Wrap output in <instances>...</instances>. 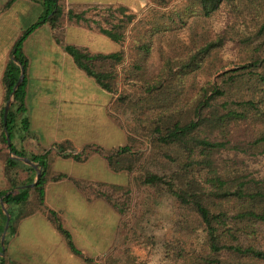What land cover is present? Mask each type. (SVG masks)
Here are the masks:
<instances>
[{
	"label": "trees",
	"instance_id": "trees-1",
	"mask_svg": "<svg viewBox=\"0 0 264 264\" xmlns=\"http://www.w3.org/2000/svg\"><path fill=\"white\" fill-rule=\"evenodd\" d=\"M37 1L43 12L15 41L14 58L3 72L4 102L10 98L20 65L25 66L22 43L34 29L48 23L58 30L64 23L88 21L85 10L64 11L58 0ZM150 1L165 9H152L147 20L148 32L143 35L146 41L134 39L138 55L126 69L124 78L140 92L136 99L121 95L119 100H128V107L133 109L135 124L130 132L149 138L152 150L159 151L164 162L156 161L158 170L141 168L135 181L147 188L162 189L181 208L184 235L192 236L195 243L191 251L179 252L180 264H264V176H256L250 168V162L264 158V0ZM172 2L175 4L170 6ZM222 12L227 20L215 26L216 17ZM107 16L105 22L110 27L98 25L96 30L118 45L123 44L134 15L126 13L124 6H118ZM181 33L189 35L187 43L181 42ZM154 40L164 42L166 48H159L158 73L146 76L142 73V62L150 55ZM229 43L238 49L241 60L234 68L215 75L224 69L216 54ZM66 50L100 87L112 95L116 93L117 66L126 61L122 48L110 54H90L71 45ZM200 75L205 80H197ZM24 87L23 79L13 94L5 129L11 142L10 153L30 159L42 174L33 187L17 188L32 183L36 172L5 153L4 175L8 187L0 189V206L10 215L5 246L14 219L28 215L23 214L22 208L30 194L34 195L37 206L43 205L47 182V154H29L12 143L17 126L15 116L25 113ZM116 103L114 99V112ZM2 116L3 106L0 142L8 149ZM20 129L28 134L26 117L21 119ZM56 147L63 156L71 155L64 152L63 145ZM82 156L83 153L72 155L76 160ZM105 156L112 170L127 172L133 171L141 158L130 144ZM18 169L31 171L33 175L18 182ZM62 177L57 175L52 180ZM9 190L13 191L7 194ZM48 216L64 236L70 251L80 255L56 212L48 210ZM5 221L6 214L0 209V236ZM105 264L144 263L124 251L122 257H109Z\"/></svg>",
	"mask_w": 264,
	"mask_h": 264
},
{
	"label": "crops",
	"instance_id": "crops-1",
	"mask_svg": "<svg viewBox=\"0 0 264 264\" xmlns=\"http://www.w3.org/2000/svg\"><path fill=\"white\" fill-rule=\"evenodd\" d=\"M63 1L66 0H58L60 4ZM42 12L43 7L37 0H0V25L10 31L6 35V47L0 52V108L5 98L2 76L8 61L14 58V43L25 29L38 21ZM31 15L34 18L29 21L27 18ZM70 45L90 54L117 51L116 42L74 22L64 23L58 30H53L48 23L41 24L23 41L25 113L15 116L17 126L12 143L29 154H47V182L43 205L37 206L34 195L30 194L28 203L22 208L23 214L28 215L14 219L13 231L7 236L4 253L0 255L1 264H82L85 259L100 255L102 207L107 218H116V211L109 210L107 196H102L97 187L100 182L98 167L116 177L106 158L98 153L82 156L81 160L72 157L82 150L83 145H76L80 142L76 136L80 126H86L88 134L95 135L98 142L100 129L105 127V133L108 132L105 141L110 142V110L114 99L111 100V93L78 67L66 50ZM87 90V96L84 94L81 98V93ZM82 105L90 108L84 107L81 113ZM23 117L28 120L27 135L20 129ZM57 145H63L64 152L71 155L63 156ZM3 149L0 142V189L8 185ZM32 175L33 172L26 171L24 177ZM57 175L63 177L52 180ZM0 209L3 211L2 206ZM48 210L56 212L80 255L70 251L64 236L49 218Z\"/></svg>",
	"mask_w": 264,
	"mask_h": 264
},
{
	"label": "rangeland",
	"instance_id": "rangeland-1",
	"mask_svg": "<svg viewBox=\"0 0 264 264\" xmlns=\"http://www.w3.org/2000/svg\"><path fill=\"white\" fill-rule=\"evenodd\" d=\"M173 4L175 2H172L170 6ZM62 5L64 11L70 8L77 13L85 10L84 16L88 21L85 23L80 22V24L91 30H96L98 25L110 27L105 20L111 10H114L118 6H124L126 13L134 15L133 22L128 27L123 44L116 45L117 50L122 48L125 51L126 61L117 66V89L115 94H111V100L115 99L117 101L115 112L112 108L113 102H111V140L110 142L105 141V136L106 139L108 136V132L105 133V127L100 129L101 136L100 142H98V138L95 135L88 134L86 126H80L76 131V136H79L80 142L76 145H83L81 150L83 156L98 153L106 158L107 152L130 144L133 146V150L140 154L141 158L136 168L131 172L114 171L110 168L112 172H116V177H114L113 173L107 175L98 167V170H100L99 177L97 176L100 180L97 185L99 193L102 196H107V202L110 205L109 210L114 209L116 211V218L114 219L112 216H110V219L107 218L102 207V247L100 255L95 258L85 259V263L83 262L82 264H105L109 257H122L124 251H127L130 256L135 257L138 262L144 264H180L181 258L179 254L182 251L183 253L184 251H191L195 241L192 236L184 235L181 223L182 211L176 201L162 189L147 188L135 181V178L141 173V168L158 170L160 167L156 161L164 162V159L161 157L162 155H160L159 151L152 150L149 138L136 136L130 132V129L135 124L133 120L134 116L131 114L133 109L128 107V100L124 102L119 100L121 95H127L132 100L137 98L140 91L132 88L124 79L126 69L130 67L131 61L135 60L138 55L137 50L134 49L136 44L134 39L141 38L146 41L147 39H144L143 35H146L148 32L149 25L147 24V20L153 13L152 9L163 10L165 8L157 6L150 0H66L63 1ZM114 14L118 16L115 11ZM33 18L34 15H31L27 19L32 21ZM110 20L115 21V19L111 18ZM225 20H227V15L225 12H222V14L216 17L214 24L215 26H220ZM2 28L4 27L0 25V52L5 49L6 35L10 33V31L8 32ZM180 39L182 40L181 42L187 43L189 35L181 33ZM159 48L162 50L166 48L165 43L154 40L150 55L142 62V73L144 72L146 76L157 74L161 67ZM216 55V60L224 64V69L218 71L215 75L222 73L224 70L234 68L241 60L238 49L231 43L221 48ZM217 64L218 66L220 65L219 63ZM134 73L138 72L134 71ZM196 79L205 80V76L200 75ZM88 92L89 90L82 92L81 98ZM92 98L94 99V96ZM97 100H93V102ZM4 104L5 102H3L2 106ZM84 107L85 109L90 108L83 105L80 106L79 110L81 113H83ZM97 108L100 109V106L97 105ZM74 131L75 129L72 130V132ZM93 132L94 134L97 132L95 127ZM97 148L100 151L96 152ZM3 150L4 155L5 153L10 154L7 148L4 147ZM151 160L155 162L152 164V162L150 163ZM250 163H252L250 168L256 176H264V158H259L255 162ZM25 172L18 169V182L26 180L24 177ZM84 187L87 189L86 185Z\"/></svg>",
	"mask_w": 264,
	"mask_h": 264
},
{
	"label": "water",
	"instance_id": "water-1",
	"mask_svg": "<svg viewBox=\"0 0 264 264\" xmlns=\"http://www.w3.org/2000/svg\"><path fill=\"white\" fill-rule=\"evenodd\" d=\"M24 73H25L24 66L20 65V73H19L18 79H17V81L15 82V84L13 86V89H12L11 94H10V98L5 102V104L3 106L2 119H3L4 129H5V125H6L7 113H8V110H9L10 105H11L12 100H13V94H14L15 90L17 89V87L22 82V80L24 78ZM5 138H6L8 151L10 153L11 152V142H10V138H9V135H8L6 129H5ZM10 156H13V157L17 158L18 160L22 161L23 163L33 167L35 169V172H36L35 180L32 183H29V184H26V185H20L17 188H25V187L31 188V187H33L38 182L39 178L41 177L42 173H41L40 167L36 163L32 162L30 159H28L26 157L15 156V155H13L11 153H10ZM12 191L13 190H9L7 192V194L11 193ZM0 202H1V199H0ZM1 204H2V202H1ZM3 211L6 214V221H5V225H4L3 231L1 233V236H0V255L3 254L4 250H5L4 242H5L6 232H7V229H8V226H9V220H10V215H9V213L7 212V210L4 207H3Z\"/></svg>",
	"mask_w": 264,
	"mask_h": 264
}]
</instances>
